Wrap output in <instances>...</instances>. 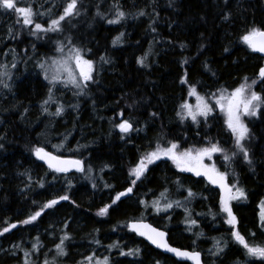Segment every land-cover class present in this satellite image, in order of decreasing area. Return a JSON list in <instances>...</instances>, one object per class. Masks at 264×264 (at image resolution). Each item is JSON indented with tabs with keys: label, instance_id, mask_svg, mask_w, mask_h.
I'll return each instance as SVG.
<instances>
[{
	"label": "trees",
	"instance_id": "1",
	"mask_svg": "<svg viewBox=\"0 0 264 264\" xmlns=\"http://www.w3.org/2000/svg\"><path fill=\"white\" fill-rule=\"evenodd\" d=\"M52 1L57 7L46 18L48 3L19 0L18 6L33 8L32 25L24 26L11 10L7 22L0 19V232L17 225L0 235V264H89V256L91 264L105 257L108 264H189L149 246L129 230L131 220L165 230L169 243L201 252L205 264H264L233 240L218 190L202 179L181 173L167 158L148 165L135 186L130 176L157 145L175 143L184 151L213 140L224 150L217 153L219 164L224 155L232 156L228 181L246 194L232 204L235 230L250 244L264 246L257 207L264 197V106L257 116L243 118L251 164L236 149L217 107L197 122L182 118L181 108L192 87L217 99L246 77L247 83L257 81L252 90L264 97L258 76L264 60L241 39L252 28L264 30V0H78V14L61 21L59 31H36L35 23L48 28L70 2ZM121 11L120 22L109 24ZM120 33L121 42L113 45ZM61 45L80 48L94 62L87 87L76 91L42 79L39 65ZM6 50L13 54L3 56ZM58 107L63 111L55 115ZM125 120L133 130L119 133L116 127ZM36 147L80 159L84 171L54 172L37 159ZM129 185L131 194L113 204ZM65 195L67 200L44 209L35 221L22 223ZM158 198L172 208L147 205ZM106 205L108 213L98 215ZM65 236L67 254L58 256L56 245ZM216 241L223 248L219 254Z\"/></svg>",
	"mask_w": 264,
	"mask_h": 264
},
{
	"label": "snow or ice",
	"instance_id": "2",
	"mask_svg": "<svg viewBox=\"0 0 264 264\" xmlns=\"http://www.w3.org/2000/svg\"><path fill=\"white\" fill-rule=\"evenodd\" d=\"M78 0H70L67 6L63 10V14L59 16V19H53L48 28H43L41 24L35 23L36 31H59L61 21L65 20L67 17L78 14L77 11ZM19 0H0V10L4 11H13L18 17L22 18V23L24 26H29L34 23L33 17L35 15L33 8L29 6H18ZM99 14V13H98ZM144 13L141 12L140 15ZM124 13L118 12L116 19L108 20L109 24H118L120 20L124 17ZM227 19V17H225ZM19 19L17 23H19ZM36 31H33L32 34L35 35ZM123 33H120L114 40L113 45H117L121 42ZM243 43H245L253 52L264 53V30L259 28H252L247 34L241 37ZM59 52L63 53V46L57 49ZM104 57H101V60H104ZM143 65L144 61L141 59L139 61ZM15 67V65H13ZM41 69L44 70L45 79L49 80L50 83L55 85L56 83H65L71 84L76 88L87 87L88 82L93 81V71H94V62L90 59H85L80 48H70L67 55H62L60 59H54L48 67L45 64L41 63L39 65ZM51 71V76L49 72ZM6 75V73H4ZM258 76L262 82H264V67L260 68ZM181 83H187L186 79L182 80ZM257 83L256 80H253L251 83H247V77L245 78V83L241 84L231 93L225 94L224 91L221 92L219 97L216 99V106L219 107L220 111L223 112L226 116L225 123L228 130L235 138V146L240 153L243 154L244 160L249 164L252 161L249 158L248 149L245 147L244 141L249 139L250 130L247 124L244 122V117H254L257 116L262 106H264V97L259 95L257 92L253 91V85ZM4 87H8L7 84ZM190 96H195L196 104L193 106L185 102L181 105V108L185 111L186 115L182 118H191L193 122H197L198 117L207 118L208 115L213 111V107L205 99V97L200 96L195 87H192L189 91ZM51 99V95L49 96ZM45 104L48 101H44ZM46 111V109H45ZM63 111L62 108L58 107L55 115H60ZM121 133H128L132 131V124L127 120L118 124ZM3 147V145H0ZM224 150L219 147L217 144H211L210 147H204L196 150L188 149L184 151H179V145L171 143L168 147H161L157 145L155 150L147 152L144 156L141 157L139 163L130 170V176H134L135 179L131 180V184L135 186L136 181L139 180L148 169V165L155 163V161L160 160L161 158H167L173 162L177 169L181 172H192L196 176H205L208 181L214 185H217L220 190V211L226 214L227 219L225 223L230 225L233 228L231 236L233 240L240 245L246 252V255L249 257H258L264 259V246L261 245H252L246 238L238 231L235 230L237 224V218L233 214L232 210V201L246 199V194L244 190L240 187H237L235 184L229 185L228 183V174L226 172L219 171L216 166L207 165L204 163L205 158L211 159L214 153H222ZM34 154L37 159L44 161L48 168L57 173H67L73 169L77 172H83V161L78 159H64L60 156L53 155L52 153L46 151L43 147H36L34 149ZM236 153H233L235 156ZM231 157L224 155V160L229 161ZM132 192V187H129L124 192H120L116 195L115 199L112 201L115 204L121 199V197L128 195ZM164 195L163 193L161 194ZM189 196H192L193 193L189 190ZM68 197L61 196L59 200L53 199L48 201L42 206L40 211L35 212L34 215H31L28 219L22 221L23 224H29L35 221L38 217L41 216L44 209L53 208L60 200H67ZM143 203V202H142ZM177 205L179 202L177 201ZM153 206L157 211H160L158 202H154ZM111 205H106L101 208L97 213L100 216H104L108 213V209ZM172 204H166L163 208L164 211L171 208ZM260 221L261 225L264 226V201H261L260 205ZM192 225L196 224L195 220L191 221ZM17 225L12 224L10 227H6L0 232V235L3 233L9 232L11 228H15ZM131 231L136 232L138 235L145 237L152 244L156 245L158 248H163L168 252L174 253L176 256L191 260L193 264H201V254L196 251H183L179 248L171 247L166 240V233L159 231L158 229L152 227L150 224L143 222H133L129 224ZM253 235H255L253 233ZM68 239L67 236L63 237L59 244L56 245V254L58 256H64L67 253L64 251V240ZM97 243H99L97 241ZM220 242L216 241V254H219L223 251V248L220 246ZM36 247L35 245L33 246ZM138 251V250H137ZM133 252L121 253V255H132ZM29 254L26 252L25 256ZM91 264L93 257L89 256L86 258ZM25 264H29L26 260ZM44 264H49V261L45 260ZM96 264H108V258L105 257L104 260L97 261Z\"/></svg>",
	"mask_w": 264,
	"mask_h": 264
},
{
	"label": "rangeland",
	"instance_id": "3",
	"mask_svg": "<svg viewBox=\"0 0 264 264\" xmlns=\"http://www.w3.org/2000/svg\"><path fill=\"white\" fill-rule=\"evenodd\" d=\"M32 1H36V2H40V3H42V4H44V3H48L47 5H45V6H47V8H46V10H44L43 12H42V14L46 17V18H48V17H50V13H54L55 11H52V9L54 10L56 7H57V2H54V1H52V0H32ZM29 2H31V0H29ZM22 7V6H21ZM10 11V10H9ZM6 12H8V11H4V10H0V19H5V21L7 22L8 21V15H7V13ZM63 14V11H61V12H59V13H57V18L56 19H59V16L60 15H62ZM5 15V16H4ZM7 18V19H6ZM0 45H1V42H0ZM61 46H63V48H64V52L63 53H61V52H59L58 50H57V52H56V55L54 56V58L52 57V58H47V59H45V60H43V64H45V66L46 67H48L49 65H51V63H52V61L54 60V59H60L61 58V56L62 55H67L68 54V51H69V49L70 48H73V47H70V46H65V45H61ZM61 46H58V48L59 47H61ZM5 51V50H4ZM7 53H12L11 51H9V50H6V52L4 53L3 52V56H4V54L6 55ZM13 54V53H12ZM86 59V58H85ZM11 64V63H10ZM49 76H51V71L49 72ZM42 79L44 80V81H46V79H45V73L43 72L42 73ZM47 83H49V84H52V83H50L49 82V80H47L46 81ZM55 85H57V84H55ZM61 86H65V87H71V88H73V89H75L76 91H78L79 89L78 88H76V87H74V86H72L71 84H65V83H61ZM57 88V87H56ZM60 88H62V87H60ZM219 97V95L217 96V98ZM208 102H209V104L213 107V105L215 106V107H217L218 109H219V107L218 106H216V103H215V101H216V99H211V98H205ZM185 102H187V103H189V104H192L193 106H195V104H196V98H195V96H192L191 98H187L186 100H185ZM184 102V103H185ZM183 103V104H184ZM220 110V109H219ZM224 114V113H223ZM186 115V113H185V111L182 109V116H185ZM225 115V114H224ZM226 117V116H225ZM199 118H201V117H198L197 118V120L199 119ZM188 119H191V118H188ZM234 138V137H233ZM234 145H235V138H234ZM236 147V146H235ZM237 149V148H236ZM238 150V149H237ZM261 201H264V197L263 198H261L260 200H259V202H258V218H259V222H260V224H261V221H260V216H259V213H260V208H259V205H260V203H261ZM154 202H158V204H159V207H160V209H162L163 210V208H164V206L166 205V204H169V203H171L169 200H163V199H155L154 201H152L150 204H147V205H149L150 207H151V209H156L154 206H153V204H154ZM237 202V200H234V201H232V204L233 203H236ZM232 204H231V206H232ZM172 208V207H171ZM171 208H169V210L171 209ZM168 210V209H167Z\"/></svg>",
	"mask_w": 264,
	"mask_h": 264
},
{
	"label": "water",
	"instance_id": "4",
	"mask_svg": "<svg viewBox=\"0 0 264 264\" xmlns=\"http://www.w3.org/2000/svg\"><path fill=\"white\" fill-rule=\"evenodd\" d=\"M255 54H257V55H259V56H262L263 58H264V53H260V52H254ZM118 131L120 132V130H119V128H118ZM54 155V154H53ZM57 156V155H56ZM61 158H64V159H75V158H70V157H64V156H60ZM79 160V159H78ZM41 162H42V164L43 165H45V166H48L44 161H42L41 160ZM71 171H76L75 169H73V170H71ZM217 186V185H216ZM218 187V186H217ZM129 188V187H128ZM219 188V187H218ZM219 190H220V188H219ZM124 191H126V190H124ZM123 191V192H124ZM221 191V190H220ZM143 222V223H146V224H150L152 227H154V228H156V229H158L159 231H162V232H165L166 233V240H167V243L171 246V247H174V248H179V249H181V250H183V251H194V250H190V249H187V248H180V247H177V246H174V245H172L171 243H169V241H168V238H167V232L165 231V230H163V229H160V228H157V227H155V226H153L151 223H149L147 220H131V221H129L128 222V228H129V224L130 223H133V222ZM129 230L131 231V229L129 228ZM131 232H133V231H131ZM135 235H137L138 237H140V238H142L149 246H151L153 249H155V250H157V251H159V252H161L162 254H165V255H168V256H170L171 258H173L174 260H176V261H178V262H187V263H189V264H193V262L191 261V260H188V259H185V258H181V257H178V256H176L174 253H172V252H168V251H166L165 249H163V248H158V247H156V245H154V244H152L149 240H147L145 237H142V236H140V235H138L136 232H133ZM196 252H199V251H196ZM200 253V252H199ZM201 254V253H200ZM201 264H204V262H203V260H202V255H201Z\"/></svg>",
	"mask_w": 264,
	"mask_h": 264
},
{
	"label": "flooded vegetation",
	"instance_id": "5",
	"mask_svg": "<svg viewBox=\"0 0 264 264\" xmlns=\"http://www.w3.org/2000/svg\"><path fill=\"white\" fill-rule=\"evenodd\" d=\"M205 141H207V140H205ZM211 144H215L214 141H213V140H211V141L208 140L206 146L199 147V148H197V149L204 148V147H210ZM195 150H196V149H195ZM229 157H232V156L229 155ZM216 159H218V158H217V153H214L211 159H207V158H205L204 163L207 164V165H213V164H214V165L216 166V168H217L219 171H221V172H226V173L228 174V177H229V171L231 170V169L229 168V167H230V166H229L230 161H225V162L223 163V165H221V164H219V160H216ZM178 170H179V169H178ZM179 171H180V170H179ZM180 172H181V171H180ZM181 173H183V174H190V175H192L193 177H196V178L202 179V180L207 184V186H210L211 188H215V189H216L215 185L212 184V183H210V182L208 181L207 177H205V176H196V175H195L194 173H192V172H181ZM228 183H229V185H232V184H230L229 181H228ZM129 186L131 187V185H129ZM121 191H122V190H121ZM121 191H120V192H121Z\"/></svg>",
	"mask_w": 264,
	"mask_h": 264
}]
</instances>
